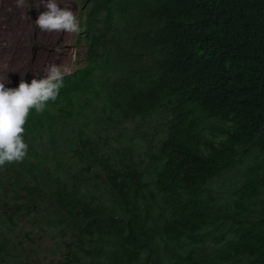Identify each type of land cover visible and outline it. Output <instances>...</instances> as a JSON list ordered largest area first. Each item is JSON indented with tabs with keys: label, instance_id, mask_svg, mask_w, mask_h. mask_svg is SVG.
I'll return each instance as SVG.
<instances>
[{
	"label": "trees",
	"instance_id": "16d2710c",
	"mask_svg": "<svg viewBox=\"0 0 264 264\" xmlns=\"http://www.w3.org/2000/svg\"><path fill=\"white\" fill-rule=\"evenodd\" d=\"M86 63L0 167V264H264V0H86Z\"/></svg>",
	"mask_w": 264,
	"mask_h": 264
},
{
	"label": "rangeland",
	"instance_id": "374dc122",
	"mask_svg": "<svg viewBox=\"0 0 264 264\" xmlns=\"http://www.w3.org/2000/svg\"><path fill=\"white\" fill-rule=\"evenodd\" d=\"M57 2L60 7H64L66 0ZM85 4L86 0H68V7L80 24L79 33L59 32L52 40L55 32H44L46 41L43 42L38 39L35 41L32 31L24 29L29 37L18 43L19 48L18 45L14 48V43L10 41L15 40L19 26L24 20L34 24L37 14L45 8L41 0H27L26 7L19 6L18 0H0V82H4L6 88L17 87L22 79L30 83L34 76L41 78L51 64L70 69L71 74L64 77L66 82L83 69L87 58L84 43L86 27L82 16ZM7 21H13L17 28L13 34L6 31Z\"/></svg>",
	"mask_w": 264,
	"mask_h": 264
},
{
	"label": "clouds",
	"instance_id": "9594fccd",
	"mask_svg": "<svg viewBox=\"0 0 264 264\" xmlns=\"http://www.w3.org/2000/svg\"><path fill=\"white\" fill-rule=\"evenodd\" d=\"M45 11L35 20L36 27L43 32L79 33L80 24L74 12L60 7L57 0H41ZM21 7L27 0H18ZM71 71L66 66L51 64L41 78L35 76L31 82L21 80L17 87L6 88L0 82V167L22 162L28 154L29 145L24 140L25 124L34 109L37 114L45 111L47 104L56 101L64 85V77Z\"/></svg>",
	"mask_w": 264,
	"mask_h": 264
},
{
	"label": "bare ground",
	"instance_id": "6f19581e",
	"mask_svg": "<svg viewBox=\"0 0 264 264\" xmlns=\"http://www.w3.org/2000/svg\"><path fill=\"white\" fill-rule=\"evenodd\" d=\"M45 10H46V9H45ZM45 10H44V11H45ZM38 15H39V14H37L35 20L37 19ZM26 17H28V16H26ZM22 20H23V19H22ZM35 20H34V24H35ZM34 24L30 23L29 20H24V21H23V23L19 26V33L15 36V40L12 39V40L10 41V43H14V48H17V45H18V48H19L20 46H19L18 43H20V42H21L23 39H25L26 37H29V35L26 33V31H25L24 29H26V30H31V31H32V34H34L33 37H35V38H34L35 41H37V39H38V40H41V41H43V42L46 41V38L43 37V36H44V32L41 31L40 29H38V28L36 27V24H35V25H34ZM16 29H17V28H16L15 24L13 23V21H7V22H6V31H7V33H9V34H13V31H15ZM58 33H59V32H55V33H54V37L52 38V40H53L55 37H57Z\"/></svg>",
	"mask_w": 264,
	"mask_h": 264
}]
</instances>
